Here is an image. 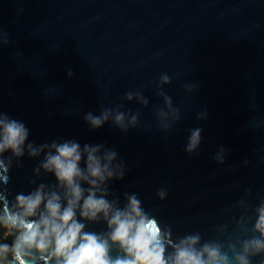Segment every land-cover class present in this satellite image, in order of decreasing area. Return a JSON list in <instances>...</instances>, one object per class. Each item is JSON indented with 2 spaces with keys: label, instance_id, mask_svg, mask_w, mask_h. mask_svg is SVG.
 Listing matches in <instances>:
<instances>
[{
  "label": "water",
  "instance_id": "water-1",
  "mask_svg": "<svg viewBox=\"0 0 264 264\" xmlns=\"http://www.w3.org/2000/svg\"><path fill=\"white\" fill-rule=\"evenodd\" d=\"M160 91L180 112L167 131L156 119ZM105 107L139 113L138 124L90 130L84 114ZM0 112L24 121L37 144L61 137L113 147L127 171L109 181V199L123 205L134 192L174 241L199 234L231 256L230 246L258 235L264 202V0H0ZM197 126L202 143L189 155ZM221 146L223 164L213 159ZM37 162L25 157L11 170L13 193L34 187ZM250 259L264 264V253Z\"/></svg>",
  "mask_w": 264,
  "mask_h": 264
},
{
  "label": "clouds",
  "instance_id": "clouds-1",
  "mask_svg": "<svg viewBox=\"0 0 264 264\" xmlns=\"http://www.w3.org/2000/svg\"><path fill=\"white\" fill-rule=\"evenodd\" d=\"M67 76H73L68 69ZM163 74L160 84H169ZM164 106L156 113L163 131L169 120L179 119L172 98L160 91ZM144 106L149 101L139 93L127 92ZM198 114L197 118H199ZM83 119L94 131L111 122L122 132L138 124L139 113L119 108L89 111ZM203 129H189L184 151L191 155L202 143ZM31 130L22 120L0 112V264H251L250 255L264 253V202L255 208L253 229L257 236L230 246L232 255L218 243H203L199 234L172 239L171 228L149 213L136 193H124L125 203L109 199V181H122L126 163L113 147L103 143L81 144L75 139L57 137L35 143ZM223 146L213 157L223 164ZM38 160L28 181L30 190L13 193L8 187L11 170L20 167L23 158ZM53 177L48 184L41 174ZM167 190L159 189L161 200ZM103 221L106 230L90 231L89 223ZM119 254L113 255V246ZM171 248V251L168 249Z\"/></svg>",
  "mask_w": 264,
  "mask_h": 264
}]
</instances>
